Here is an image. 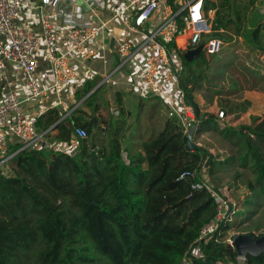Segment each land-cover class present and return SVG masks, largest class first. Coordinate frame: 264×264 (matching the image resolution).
<instances>
[{
    "label": "trees",
    "instance_id": "16d2710c",
    "mask_svg": "<svg viewBox=\"0 0 264 264\" xmlns=\"http://www.w3.org/2000/svg\"><path fill=\"white\" fill-rule=\"evenodd\" d=\"M253 1L219 0L214 28L226 31L228 39L241 35ZM258 31L256 27L253 38ZM203 60L201 53L196 64ZM189 63L182 58L187 75L180 82L198 118L189 81L203 76L196 77ZM97 82L87 81L76 91L80 104L64 118L52 107L37 121L42 130L55 125L49 131H56L53 136L59 141H69L74 126L85 128L87 138L78 140L75 155L25 150L18 154L11 176L0 173V264H182L184 254L194 248L201 254L190 255L189 264H264V253L247 254L238 262L236 250L223 239L228 223L199 238L200 229L217 214V200L207 189H191L197 179L178 176L202 169L209 153L200 147L188 150L174 119L167 118L137 151H123L119 137L112 134L118 130L113 123L101 128L108 148L98 143L95 112L102 86L94 88ZM239 129V165L253 170L249 186L264 194V118ZM31 154L46 161L58 156L57 171L68 186L58 190L51 185L29 160ZM214 165L212 161L205 169L209 176Z\"/></svg>",
    "mask_w": 264,
    "mask_h": 264
},
{
    "label": "built area",
    "instance_id": "2783aa9c",
    "mask_svg": "<svg viewBox=\"0 0 264 264\" xmlns=\"http://www.w3.org/2000/svg\"><path fill=\"white\" fill-rule=\"evenodd\" d=\"M71 1L74 9H82ZM82 1L95 18L92 24H87L89 18H80L74 9L60 22L54 21L59 19H54L55 15L43 12L38 32L23 20L30 7L26 0H0V173L4 176L13 174L19 153L49 147V130L55 125L42 130L37 127L38 118L47 109L58 108L73 98L81 81L92 75L100 77L96 86L120 88L137 97L160 98L167 117L179 124L184 136L199 123L181 87L182 58L185 51L200 44L206 56L224 44L225 39L219 35L224 30L214 28L216 1L116 0L103 14L101 0L90 4ZM59 2L40 0L42 6L51 8H57ZM206 35L210 39L203 42ZM42 60L48 63L47 83L39 69ZM223 116L220 110L218 117ZM86 138V129L74 126L70 140L60 143L68 148L69 144L64 143ZM123 156L126 159L125 153ZM205 169L184 170L178 176L197 179L191 182V189H207L217 200V214L200 229V239L229 222L227 211L231 209L230 204L220 200ZM231 240L227 243L232 246ZM189 253L184 254L182 264L190 263V255L201 254L198 248Z\"/></svg>",
    "mask_w": 264,
    "mask_h": 264
},
{
    "label": "rangeland",
    "instance_id": "374dc122",
    "mask_svg": "<svg viewBox=\"0 0 264 264\" xmlns=\"http://www.w3.org/2000/svg\"><path fill=\"white\" fill-rule=\"evenodd\" d=\"M215 1V5L217 7L219 0ZM246 1L247 0H235V3L245 4ZM255 6H257V8ZM85 14L90 20L87 24H92L95 18H93L91 15H88L87 13ZM256 27L259 28V31L255 39L253 38V31ZM219 35L224 38L225 41L232 40L228 39L226 36V31L220 33ZM241 36L243 39L242 42L247 45L249 51H256L257 53L262 52L264 54V0H254L253 4L247 8V11L245 12V19L243 21ZM242 53L243 47L240 46L237 41H235L229 45H221L219 51L212 55H204V60L200 62L199 65L196 64V60L190 61L188 66L193 69L195 76H203L200 81L197 78L194 79L195 82H198L195 83L196 92H214L221 94L222 97L231 96L232 94L228 93H232L236 90L238 91L239 89L248 86L242 80V76L245 75L250 78L254 86H257L264 93V60L256 58L257 61L254 59V62L250 66H246L240 62ZM186 75L187 71H185V69L182 67L181 78H185ZM106 90L107 85L102 86L100 93L97 94L96 99V102L100 105V108L97 110L95 115L98 118L101 117L103 119L112 117L113 114L110 103H106L105 101L109 100V95L105 94ZM68 101L71 102L70 105H66L67 109L71 105L73 108H75L80 104V101H76L75 97L73 99H67L66 103ZM128 104V110L135 114L136 112L137 114L139 113V116L141 117H143L148 112V107L150 105H158L161 107L162 104L165 106L160 98L153 96H151V98L137 96L131 97L128 101ZM121 128H123V126H121ZM121 128L120 126L117 127L116 125V128H113V130H118L112 134L126 140L128 135H130V131L127 129L123 131ZM143 128L145 133L150 131L148 128H146V126ZM135 131L136 124L131 127V133H135V137H133L134 139L138 138L137 135L139 134L138 131ZM49 141L50 144L47 149H53L61 153L72 151V148H66L59 145V143H56L58 141L53 135L50 137ZM139 141L140 140L138 139L136 143H139ZM29 160L36 166L41 175H43L45 179H47L49 183L56 189L63 190L68 186L67 182L58 174V156H52L50 160L46 161L41 160L36 154H31V156H29ZM229 173L232 175H229ZM255 175L256 174L251 168L246 167L235 170L227 167L222 170L219 178L217 176H210L209 178L212 187L218 194L220 200L226 201V205L230 204L231 206L230 211H227V213L229 212V222H227L228 229L223 235V239L226 242L228 239H232V236L239 233H251L255 236L264 234V194L258 190L257 186L254 189L249 186V182L254 181ZM226 205L224 209H226ZM242 261V257H238V262L242 263Z\"/></svg>",
    "mask_w": 264,
    "mask_h": 264
},
{
    "label": "crops",
    "instance_id": "0c3cea01",
    "mask_svg": "<svg viewBox=\"0 0 264 264\" xmlns=\"http://www.w3.org/2000/svg\"><path fill=\"white\" fill-rule=\"evenodd\" d=\"M30 7L25 13L23 20L26 21L29 26L35 31H41V23H40V15L45 12L49 15H55L54 19L59 18L58 20H54L55 22H60L62 19L67 16L66 13L68 11L74 9L71 0H60L57 8H51L48 6H42L40 0H26ZM76 2V0H74ZM86 2H94V0H85ZM99 1V0H97ZM103 2V8L101 13H105L107 7L116 2V0H101ZM101 1L99 4H101ZM90 4V3H89ZM257 8V6H255ZM67 8V9H66ZM74 13L80 18L83 19L89 18L86 17L91 15V12L84 9H74ZM73 11V10H72ZM98 13L99 11L95 9ZM251 17V16H249ZM262 21V20H261ZM259 25V24H258ZM241 35H233L232 40L225 41L224 45H229L238 42L240 46L243 47V53L241 54L240 62L246 66H250L254 59L260 58V60H264V54L262 52L249 51L248 47L244 42H242ZM111 40L109 42L110 47ZM41 76L43 77L45 83L50 80L48 63L45 60L40 62L39 66ZM186 77V76H185ZM197 77V76H196ZM98 75H92L88 77L85 82L81 81L79 84V88L83 86L87 81L97 80L99 82ZM196 79V78H194ZM241 80V79H240ZM242 80L246 85L245 88H241L238 91H233L231 96H223L218 93H197L196 92V84L198 82L189 81L192 90L191 95L193 101L197 104L199 110V123L197 125V130L192 135V141L198 145L201 149H205L208 153L212 154V161L215 162L214 165V174L211 177H220L222 170L224 168L230 167L232 169L244 168L241 167L238 163V132L240 131V126H248V125H256L264 118V93L257 87L252 84V81L248 76L243 75ZM98 82L96 85H98ZM104 86V85H102ZM98 86H95L96 88ZM78 86L76 91L79 90ZM236 93V94H235ZM76 94V92L74 93ZM106 95H109V100H105L106 103H110L111 109L113 110L112 117L103 119L101 117H97L99 128H98V143L104 145V147L108 148V138L103 135L101 128H105L106 126L112 125L111 123L117 125V127L123 126L124 130H129L130 135H128L127 139L119 138L121 144L123 146V151L127 153L128 151H137L140 149V145L143 141L154 137L164 126L165 121L167 120L166 108L161 104V107L158 105H150L148 107V112L143 116H139V113L136 114L129 111L128 101L131 97H136L130 91L123 90L120 88L110 89L107 86ZM227 94V95H228ZM75 97V96H74ZM73 97V98H74ZM72 98V99H73ZM151 98V97H146ZM223 98V99H222ZM66 99V97H65ZM48 102L46 104H50L51 97L46 99ZM71 101L63 103L60 105L58 109L67 114L69 110L72 109V105L67 109L66 105H70ZM100 106V105H99ZM219 110L224 111L223 118L218 117L217 112ZM97 112V111H96ZM95 112V113H96ZM135 114V116H134ZM136 124V131L139 132L137 135L138 138L134 139L135 133H131V127ZM119 125V126H118ZM146 126L150 131H143V127ZM245 132V131H244ZM56 131H51L52 135H55ZM122 136V135H121ZM140 137V138H139ZM140 140L139 143L136 141ZM57 140V139H56ZM59 145H61V141L57 140ZM63 144V143H62ZM64 144H69L70 148H72L71 153H75L78 151V143L68 142ZM243 154V150L240 151ZM127 160V159H126ZM211 161V162H212ZM229 175H232L229 173ZM209 178L210 176L207 175ZM230 189V188H229Z\"/></svg>",
    "mask_w": 264,
    "mask_h": 264
},
{
    "label": "water",
    "instance_id": "95a60500",
    "mask_svg": "<svg viewBox=\"0 0 264 264\" xmlns=\"http://www.w3.org/2000/svg\"><path fill=\"white\" fill-rule=\"evenodd\" d=\"M76 3L79 6H81L82 9L88 10V6L82 0H76ZM209 39H210V35H206L203 37V42H206ZM202 46L203 45L200 44L195 49H190L185 51V53L183 54V58L185 59V61L190 62L193 60H197L202 53ZM110 48L111 49L113 48V40H111ZM112 59L114 63L117 62V57L114 53H112ZM185 101L188 105H192V102L188 95H185ZM92 119L95 120L94 117ZM94 123L96 124V121ZM196 130H197L196 125H192L189 128L188 134L183 136V141L188 150L198 149V145H196L192 141V135L195 133ZM16 160H18V157H16ZM211 161H212V154L209 153L204 163V168H207L211 164ZM231 242L233 248L236 250L239 257H244L247 254L252 256H257L261 253H264V234L255 236L251 233H239L232 237Z\"/></svg>",
    "mask_w": 264,
    "mask_h": 264
}]
</instances>
